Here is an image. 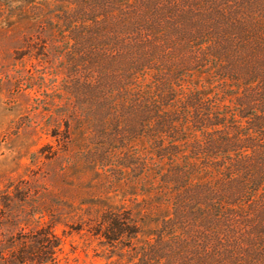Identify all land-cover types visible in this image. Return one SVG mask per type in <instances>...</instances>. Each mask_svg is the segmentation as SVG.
<instances>
[{
    "label": "trees",
    "instance_id": "obj_1",
    "mask_svg": "<svg viewBox=\"0 0 264 264\" xmlns=\"http://www.w3.org/2000/svg\"><path fill=\"white\" fill-rule=\"evenodd\" d=\"M107 2L55 11L125 78L119 116L105 112L99 123L119 128V158H147L134 238L145 212L168 256L181 234L200 240L204 257L191 251L189 264H264V0H116L113 15ZM107 73L103 98L112 93ZM159 248H142L139 260L163 264L151 258Z\"/></svg>",
    "mask_w": 264,
    "mask_h": 264
},
{
    "label": "rangeland",
    "instance_id": "obj_2",
    "mask_svg": "<svg viewBox=\"0 0 264 264\" xmlns=\"http://www.w3.org/2000/svg\"><path fill=\"white\" fill-rule=\"evenodd\" d=\"M25 1L0 0V264H144L138 253L152 245L162 248L153 262L204 257L200 240L181 234L182 248L168 256L145 212L134 238L136 201L146 198L136 179L147 158H119V128L99 123L105 112L119 116L116 86L125 78L55 11L76 13L81 0ZM116 4L108 0L109 15ZM104 69L112 93L103 98Z\"/></svg>",
    "mask_w": 264,
    "mask_h": 264
}]
</instances>
